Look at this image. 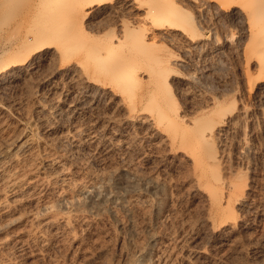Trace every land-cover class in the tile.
<instances>
[{"label":"rangeland","instance_id":"374dc122","mask_svg":"<svg viewBox=\"0 0 264 264\" xmlns=\"http://www.w3.org/2000/svg\"><path fill=\"white\" fill-rule=\"evenodd\" d=\"M189 7V32L200 44L187 48L180 39H161L154 49L181 60L169 66L175 73L166 72L172 97V107L170 101L167 106L182 122L197 117L206 98L217 92H229L225 104L234 99L235 107L246 105L248 116L239 120L245 139L228 131L210 140L219 159L212 163L221 176L219 197L223 205L229 203L234 218L222 221L214 213L204 178L177 142L141 119V106L128 114L95 97L92 106L62 115L51 128L37 119L42 113L25 93L42 95L52 88V79L38 72L28 92L0 87V99L16 101L18 107H6V120L34 142L35 168L26 174L23 193L27 202L14 216L40 212L36 220L22 217L9 224L2 215L0 264H264V123L259 117L264 100L259 91L241 93L236 38L226 44L221 39L234 30L226 14ZM111 13L105 17L111 22L88 17V34L97 29L102 34L110 25L116 29L121 14ZM75 124L89 133L72 138ZM50 157L61 164L58 171L45 163ZM229 183L245 186L243 201L229 197ZM50 216L67 222L42 228L39 221Z\"/></svg>","mask_w":264,"mask_h":264},{"label":"bare ground","instance_id":"6f19581e","mask_svg":"<svg viewBox=\"0 0 264 264\" xmlns=\"http://www.w3.org/2000/svg\"><path fill=\"white\" fill-rule=\"evenodd\" d=\"M176 1L182 6L175 0H0V87L12 85L28 92L36 73L40 72L44 80L52 79L50 93H25L33 96L42 113L37 119L50 128L62 115L85 105L92 106L95 97L114 103L128 114L141 106L142 115H137L151 121L170 141L177 142L190 158L193 169L204 178L214 213L226 221L234 217L229 203L223 205L222 196L219 197L222 191L218 192L216 183L219 184L221 176L212 165L213 162L217 165L219 159L210 140L228 131L239 138L247 137L239 121L248 116L246 105L235 107L234 99L225 104L224 93L229 92H217L206 98L205 108L200 109L197 117L182 122L167 106L171 103L169 107H172V97L168 93L170 77L167 79L166 72L172 69L174 72L169 66L180 64L181 60H171L172 56L167 58L154 47L157 40L175 41V38L187 48L198 46L200 39L193 38L187 25V20L192 18L186 20L193 11L187 12L185 8L189 5L197 12L205 7L221 10L234 28L221 39L226 44L236 38L241 93L250 96L259 91L264 100V0ZM111 10L121 15L128 12L130 16L115 18L119 20L116 29L110 25L102 34H97L98 29L95 34H88V17L104 23ZM143 87L147 93H143ZM139 90L143 92L137 93ZM15 104L16 101L10 104L8 99H0V218L7 216L5 224L22 217L36 220L40 215L29 209L14 216L27 202L23 197L28 183L26 174L35 168L33 139L21 135L4 116L6 107L18 108ZM259 117L264 123L263 106ZM88 133L77 124L70 130L72 138H82ZM7 147L13 149L5 152ZM46 161L54 170L60 169L56 158ZM227 186L229 197L239 203L245 186L239 183ZM66 222V218L50 216L41 219L39 225L57 227Z\"/></svg>","mask_w":264,"mask_h":264}]
</instances>
